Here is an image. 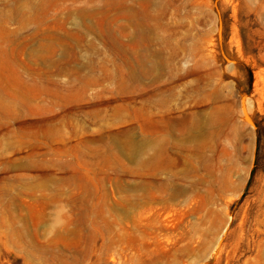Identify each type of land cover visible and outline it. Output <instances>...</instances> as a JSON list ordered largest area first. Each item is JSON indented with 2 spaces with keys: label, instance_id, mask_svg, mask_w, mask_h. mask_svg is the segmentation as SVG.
I'll return each instance as SVG.
<instances>
[{
  "label": "rangeland",
  "instance_id": "rangeland-1",
  "mask_svg": "<svg viewBox=\"0 0 264 264\" xmlns=\"http://www.w3.org/2000/svg\"><path fill=\"white\" fill-rule=\"evenodd\" d=\"M0 264H264V0H0Z\"/></svg>",
  "mask_w": 264,
  "mask_h": 264
}]
</instances>
